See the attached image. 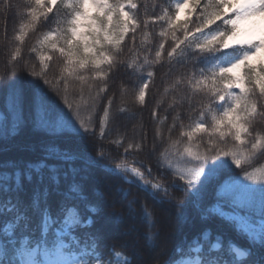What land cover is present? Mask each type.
Here are the masks:
<instances>
[{"label":"snow or ice","instance_id":"1","mask_svg":"<svg viewBox=\"0 0 264 264\" xmlns=\"http://www.w3.org/2000/svg\"><path fill=\"white\" fill-rule=\"evenodd\" d=\"M0 19V264H264V0H0ZM121 71L141 109L161 71L150 144L128 87L107 95Z\"/></svg>","mask_w":264,"mask_h":264},{"label":"trees","instance_id":"2","mask_svg":"<svg viewBox=\"0 0 264 264\" xmlns=\"http://www.w3.org/2000/svg\"><path fill=\"white\" fill-rule=\"evenodd\" d=\"M15 2H19V0H15ZM140 2L144 3V0H140ZM149 11H151V9H149ZM141 14H143V9H141ZM142 18H143V15H142ZM13 23H14L13 21H9V23H8L9 39L11 38V36L13 34ZM3 27H4V21H3V19H0V30H2ZM44 30H46V29L41 28L38 31H44ZM35 36H36L35 33L30 34L29 37L27 38L26 42H25L24 49H23V58H25V59H28L29 57H31V59H34V56L31 53H29L28 49L31 46V44L34 42ZM9 51H10V49L8 47V42L4 40L3 33H2V31H0V90H2L4 88V86L8 83V80L10 79V77H6L3 75V71H4V67L7 63ZM124 58L125 59L127 58V52H125ZM160 77H161V71H157L154 85L150 86V89H149V96L147 97V104L142 109L135 107L131 103V86L133 83H135V81L130 79L129 76L126 75L123 71H121L120 73L117 74V77L115 78V80L110 84L109 91L107 93V95H111L115 91L117 93L116 103H119V86H120V84L124 83L128 87V89H129L128 107L133 108V110L138 113V115H137L138 121L139 120L143 121V123H144V125L148 131L149 144L151 143V138H152V124H151V116H150L151 109L155 105L156 100L160 98V93L163 90ZM15 79H17L22 86H25V82L30 81L32 78L27 76L26 73H20L17 75V77H15ZM164 107H166V102H165V105H162L161 108L159 109V112L161 114H163ZM0 110H3L2 96H0ZM140 113H142V115H140ZM181 114H182V116L184 115L183 112ZM170 121H171V113H169V122ZM123 123H127L128 129L129 130L131 129V127H132L131 123L122 122L121 123V131H124ZM129 134H131L130 131H129ZM30 142H31L30 138L27 136L18 138L16 141V143L23 145V146H26ZM92 143L93 142H91V141H83V142H79L78 144H74L73 147L77 148L78 150L86 151V152L94 155V152L92 151V148H91ZM101 146L104 147L105 149H110L112 156L115 157L117 155L116 150L114 148H112V146L108 145L107 143H103ZM162 148H163V145H159L158 149H157V153L160 150H162ZM120 152H122V149L120 150ZM20 156L32 158L30 153H28L27 151L21 152L20 149H18V148H11V150L7 153V158H9V159H15V158H18ZM2 158L3 157L0 156V159H2ZM137 159L138 160L143 159V155L142 154L139 155L137 157ZM232 167H233L234 172L239 173V178L242 180V173H240L238 169H235V166H232ZM112 182H113V178H108L105 181V185L112 183ZM243 182L248 183V181H243ZM121 186L127 187L126 184L121 185ZM252 186L253 187H259L260 185H252ZM102 190H103V187H101V191ZM174 195H181V194L180 193H174ZM209 200H210V204L215 203V200H213L212 197H209ZM108 202L112 203V200L109 199ZM148 203L151 206V201H148ZM119 210H120L119 204H117L115 209L106 208L104 211H105V215H107L108 213H110L112 211H119ZM137 211H139L138 206H137ZM226 211H227V209H226ZM159 215H160V213L157 212L158 217H159ZM97 226L103 227L106 230L107 234L112 238V240L118 241V240L122 239V234L124 232L126 225L105 224L103 221H101ZM186 231L189 232V236L191 237V236L196 234V231H198V229H192V230L186 229ZM214 232H215V229H214ZM238 242L243 243V241H238ZM152 255L153 254L148 253L146 250H143L140 254V258L144 262V264H147V262L151 259Z\"/></svg>","mask_w":264,"mask_h":264}]
</instances>
